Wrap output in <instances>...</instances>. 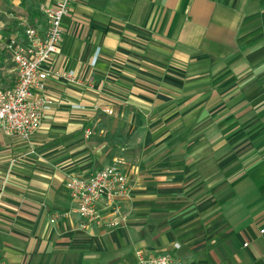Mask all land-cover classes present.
I'll return each mask as SVG.
<instances>
[{
    "label": "crops",
    "instance_id": "1",
    "mask_svg": "<svg viewBox=\"0 0 264 264\" xmlns=\"http://www.w3.org/2000/svg\"><path fill=\"white\" fill-rule=\"evenodd\" d=\"M62 29L48 65L74 81L46 82L50 104L28 142L0 135V259L139 264L140 250L179 264H264V0H71ZM10 40L25 36L1 39L12 62ZM12 64L1 88L16 81ZM105 109L148 127L150 156L135 176L124 160L128 222L112 231L83 228L65 187L112 163L79 143ZM67 137L78 139L69 149Z\"/></svg>",
    "mask_w": 264,
    "mask_h": 264
},
{
    "label": "built area",
    "instance_id": "2",
    "mask_svg": "<svg viewBox=\"0 0 264 264\" xmlns=\"http://www.w3.org/2000/svg\"><path fill=\"white\" fill-rule=\"evenodd\" d=\"M70 3L71 0H55L51 7L41 5L39 10L45 19L44 27H27L24 45L15 40L7 43L6 48L15 65L16 81L10 88L0 87L1 136L17 137L28 142L40 129L42 115L50 104L45 94L46 82L51 78L69 83L74 81L73 72H59L48 65L59 52L63 36L62 20L69 13ZM98 55L99 49L95 59ZM104 112L111 115L113 111L105 109ZM65 187L83 228L95 225L112 230L127 224L128 214L119 202L131 199L133 184L124 172L123 160H115L84 177L71 176ZM61 216L54 214L50 223ZM136 258L140 264H179L167 254L145 256L138 251ZM0 264L7 263L0 259Z\"/></svg>",
    "mask_w": 264,
    "mask_h": 264
},
{
    "label": "rangeland",
    "instance_id": "3",
    "mask_svg": "<svg viewBox=\"0 0 264 264\" xmlns=\"http://www.w3.org/2000/svg\"><path fill=\"white\" fill-rule=\"evenodd\" d=\"M42 18L43 15L35 0H0V86L6 85L8 80H12L15 75L13 64L9 55L7 56L5 53L1 39L10 38L12 34L24 35L27 27L42 23ZM106 116H108L107 121L99 122L96 126L91 125L89 127L90 135L79 143L86 145L87 155L96 159L97 163L107 164L113 163L115 160L128 161L135 167V176L139 172L137 168L145 165L150 158L147 156L148 153H143L145 139L141 140L142 131L147 133L148 127L144 124L140 126L138 122H122L115 111L111 115L106 114ZM77 140V137H67L61 141L62 146L69 149L76 145ZM93 148L97 150L93 151ZM33 155L36 153L29 152L25 158ZM87 155L84 158H88ZM124 172L127 173L125 170ZM127 175L129 176V173ZM138 251L140 250L134 252L135 257ZM140 252L145 255L144 252ZM97 264L106 263L98 261Z\"/></svg>",
    "mask_w": 264,
    "mask_h": 264
}]
</instances>
